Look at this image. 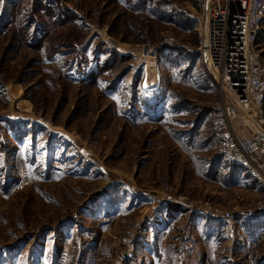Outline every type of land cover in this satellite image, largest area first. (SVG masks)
Here are the masks:
<instances>
[{
  "label": "rangeland",
  "instance_id": "rangeland-1",
  "mask_svg": "<svg viewBox=\"0 0 264 264\" xmlns=\"http://www.w3.org/2000/svg\"><path fill=\"white\" fill-rule=\"evenodd\" d=\"M195 15L0 0V264H264L263 221L209 217L257 208L264 187L225 160L247 121L224 117Z\"/></svg>",
  "mask_w": 264,
  "mask_h": 264
},
{
  "label": "built area",
  "instance_id": "built-area-1",
  "mask_svg": "<svg viewBox=\"0 0 264 264\" xmlns=\"http://www.w3.org/2000/svg\"><path fill=\"white\" fill-rule=\"evenodd\" d=\"M195 2L197 52L207 59L222 93L225 95L223 90L227 91L230 98L223 107L224 117L228 123L241 118L252 125L244 121L249 138L240 136L229 126L222 143L224 157L264 187V61L261 50L264 0ZM174 48L175 38L166 36L154 48L155 55H151L148 47H143L142 57L152 60L149 64H153L159 53ZM148 66L146 64V69ZM209 211L210 219L229 222L247 218L264 222V203L236 213Z\"/></svg>",
  "mask_w": 264,
  "mask_h": 264
},
{
  "label": "bare ground",
  "instance_id": "bare-ground-1",
  "mask_svg": "<svg viewBox=\"0 0 264 264\" xmlns=\"http://www.w3.org/2000/svg\"><path fill=\"white\" fill-rule=\"evenodd\" d=\"M223 92L227 94V91L223 90ZM245 116L249 118V116H248V115H245ZM245 116H244V118H245Z\"/></svg>",
  "mask_w": 264,
  "mask_h": 264
},
{
  "label": "trees",
  "instance_id": "trees-1",
  "mask_svg": "<svg viewBox=\"0 0 264 264\" xmlns=\"http://www.w3.org/2000/svg\"><path fill=\"white\" fill-rule=\"evenodd\" d=\"M227 161V160H226ZM230 163V162H229ZM230 164H232V163H230ZM232 165H234V164H232ZM234 166H236V165H234ZM237 168H240V167H238V166H236ZM241 169V168H240Z\"/></svg>",
  "mask_w": 264,
  "mask_h": 264
},
{
  "label": "water",
  "instance_id": "water-1",
  "mask_svg": "<svg viewBox=\"0 0 264 264\" xmlns=\"http://www.w3.org/2000/svg\"><path fill=\"white\" fill-rule=\"evenodd\" d=\"M66 136H68V135H66ZM70 140H72V139H70Z\"/></svg>",
  "mask_w": 264,
  "mask_h": 264
},
{
  "label": "crops",
  "instance_id": "crops-1",
  "mask_svg": "<svg viewBox=\"0 0 264 264\" xmlns=\"http://www.w3.org/2000/svg\"><path fill=\"white\" fill-rule=\"evenodd\" d=\"M226 160V159H225ZM228 162V161H227Z\"/></svg>",
  "mask_w": 264,
  "mask_h": 264
}]
</instances>
